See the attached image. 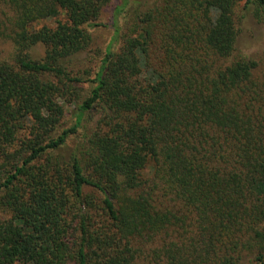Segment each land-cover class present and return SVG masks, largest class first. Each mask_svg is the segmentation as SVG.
Returning <instances> with one entry per match:
<instances>
[{"label":"trees","instance_id":"16d2710c","mask_svg":"<svg viewBox=\"0 0 264 264\" xmlns=\"http://www.w3.org/2000/svg\"><path fill=\"white\" fill-rule=\"evenodd\" d=\"M115 1L0 0V264H264V0Z\"/></svg>","mask_w":264,"mask_h":264},{"label":"rangeland","instance_id":"374dc122","mask_svg":"<svg viewBox=\"0 0 264 264\" xmlns=\"http://www.w3.org/2000/svg\"><path fill=\"white\" fill-rule=\"evenodd\" d=\"M122 0H116L115 5L120 3ZM156 0H130L131 4L129 9L136 8L137 3H141V10L146 11L149 9ZM138 7V6H137ZM243 17L245 13H241ZM113 8H109L104 12L100 18V22L104 25L91 30L93 36V42L91 47L87 50L86 53L80 55L73 60V64L78 67L90 68L98 66L100 60L102 59L107 45L111 42L113 37V30L111 27ZM122 20V21H121ZM121 26L123 25V18H121ZM239 36L236 47V56H243L259 61H264V23L258 22L250 16H247L239 20ZM9 47L7 45H1V57L7 55ZM32 55L37 58H41L44 55V48L41 45L36 46L32 50ZM73 145V143H70ZM243 264H251L250 259L247 258L243 261Z\"/></svg>","mask_w":264,"mask_h":264}]
</instances>
